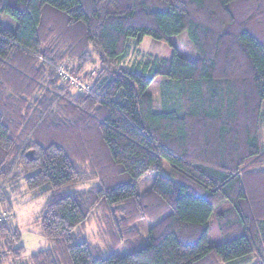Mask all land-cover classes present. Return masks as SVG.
I'll return each instance as SVG.
<instances>
[{"label": "trees", "instance_id": "obj_1", "mask_svg": "<svg viewBox=\"0 0 264 264\" xmlns=\"http://www.w3.org/2000/svg\"><path fill=\"white\" fill-rule=\"evenodd\" d=\"M0 14L15 23L0 22V203L22 185L46 195L49 247L31 264H264V0H0ZM182 31L194 59L169 41ZM144 36L170 58L126 65ZM158 75L178 107L153 109ZM91 222L106 250L84 238ZM20 238L0 225V264L19 262Z\"/></svg>", "mask_w": 264, "mask_h": 264}, {"label": "rangeland", "instance_id": "obj_2", "mask_svg": "<svg viewBox=\"0 0 264 264\" xmlns=\"http://www.w3.org/2000/svg\"><path fill=\"white\" fill-rule=\"evenodd\" d=\"M0 22L5 23L8 26L15 25L14 21L6 14H0ZM169 41L177 48L180 54L190 59H194L196 57V51L193 48L186 31H182L179 34L170 36ZM131 50L132 52L128 56V59L125 63L126 65H130V63L135 61V59L138 61H146V59H152L153 56L170 58L172 54V47L168 42L158 41L151 38L150 36H144L139 46L134 47ZM89 69L90 74H92L95 68L89 66ZM58 76L62 81H66L71 84L75 83L76 86L74 87V90L79 91L77 87L80 83H82L80 81V77L71 74L63 66L59 67ZM176 87L177 85L175 81H168V78L165 76L158 75L153 79L147 88V92L152 95L153 109L155 111L162 110L165 103L175 108L179 106V101L176 95ZM162 165V171H165V161L162 163ZM156 174L157 172L154 170L143 174L137 182V192L142 193L149 189ZM94 183L95 182L91 184ZM10 198L11 210L7 209L0 203V225L7 224L11 227L19 229L21 233L20 244L24 246V253L17 264H31V254L49 247V242L39 234V230L35 224V220L44 207L46 195L32 200V194L27 192V190L22 185L18 186L17 188L10 189ZM224 205L225 207H228L227 203ZM154 222L155 221L147 218H140L136 220L133 225L138 230V232H140V235H143L146 238L147 230L153 225ZM209 233L210 242L218 243L221 241L220 231L214 217L210 221ZM83 234L84 238H86L88 242L106 250L103 244L104 240L101 239L98 227L95 222L89 223L86 226ZM127 252L128 250L123 242L117 245L113 250V253L119 256L124 255ZM12 262L14 261L7 259L3 264H12Z\"/></svg>", "mask_w": 264, "mask_h": 264}, {"label": "built area", "instance_id": "obj_3", "mask_svg": "<svg viewBox=\"0 0 264 264\" xmlns=\"http://www.w3.org/2000/svg\"><path fill=\"white\" fill-rule=\"evenodd\" d=\"M66 75V74H65ZM81 87H83V86H81Z\"/></svg>", "mask_w": 264, "mask_h": 264}, {"label": "bare ground", "instance_id": "obj_4", "mask_svg": "<svg viewBox=\"0 0 264 264\" xmlns=\"http://www.w3.org/2000/svg\"><path fill=\"white\" fill-rule=\"evenodd\" d=\"M61 72V71H60Z\"/></svg>", "mask_w": 264, "mask_h": 264}]
</instances>
